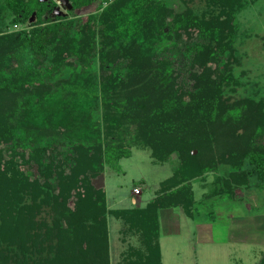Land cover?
Here are the masks:
<instances>
[{"label":"trees","instance_id":"1","mask_svg":"<svg viewBox=\"0 0 264 264\" xmlns=\"http://www.w3.org/2000/svg\"><path fill=\"white\" fill-rule=\"evenodd\" d=\"M69 1V16L49 20L54 0H0V129H10L0 138V264H109L107 214L142 247L118 264H161L158 212L181 207L193 216L191 181L214 173L201 198H232L252 178L264 185L262 102L224 97L238 83L235 16L253 0H203L200 14L164 0H103L85 18L74 11L95 0ZM96 56L103 66L91 79ZM73 58L77 70L55 79ZM128 124L155 162L174 152L180 165L143 206L109 210L90 179L130 156L126 147H102L101 136ZM213 143L228 163L219 172ZM194 144L196 155L181 147Z\"/></svg>","mask_w":264,"mask_h":264},{"label":"rangeland","instance_id":"2","mask_svg":"<svg viewBox=\"0 0 264 264\" xmlns=\"http://www.w3.org/2000/svg\"><path fill=\"white\" fill-rule=\"evenodd\" d=\"M54 1L55 11L46 14L49 20L56 19V16L70 15L68 8L62 2ZM164 1L177 11L190 7L198 14L205 6L203 0ZM69 3L71 4V1ZM105 5V1L95 0L89 5L76 9L74 14L81 18H85L88 14H99ZM235 17L238 25L235 47L239 63L234 64L233 73L238 83L224 87V97H228L229 100L249 97L254 102H262L264 108V0L249 1ZM32 20L34 18L30 21ZM26 24L9 26L4 32L28 28ZM129 46L128 43L123 44L117 53L122 54L121 51L127 50ZM0 48L3 50L5 45H1ZM75 64L76 60L73 58L69 65L56 73L55 79L68 76L76 69ZM102 66V62L96 56L90 70L91 79L99 77ZM183 81L188 86L192 84L189 75H184ZM94 115L95 118H99L100 110ZM6 130L10 131V129ZM7 131L0 129V138L3 142L8 137ZM101 136L102 147L113 144L126 147L131 152L130 156L118 161L117 167L105 163L101 174L90 179L93 186L104 189L105 204L109 210L143 206L156 195L159 182L169 177L180 165V159L174 152L165 161L155 162L151 148L140 142V131L133 124L125 126L121 132L104 131ZM212 145L214 157H218L215 150L219 153L223 148H218L216 143ZM232 145L236 147L238 144L232 141L231 145L227 144V149ZM181 147L184 150L194 148L191 154L195 155L200 151L195 144L188 148L186 145ZM226 150L220 153L225 158L228 156ZM202 152L208 155L207 152ZM222 158H214L216 172L228 168V163ZM243 163L245 164L246 161L243 160ZM31 170L34 176L38 175L35 165ZM205 174L206 180L191 181L195 197L193 216H187L181 207L163 208L158 212L161 264H264L262 261L264 185L261 186L256 178H252L249 188H237L232 198L225 194L201 198L203 190L207 189V182L212 179L214 173L208 171ZM45 218L50 219L47 215ZM107 224L109 264L124 262L126 257L133 258L131 247L142 248L139 237L135 233L122 232L124 231L122 221L111 214H107Z\"/></svg>","mask_w":264,"mask_h":264},{"label":"water","instance_id":"3","mask_svg":"<svg viewBox=\"0 0 264 264\" xmlns=\"http://www.w3.org/2000/svg\"><path fill=\"white\" fill-rule=\"evenodd\" d=\"M60 2H62L68 9L71 8V4L69 3V0H59Z\"/></svg>","mask_w":264,"mask_h":264}]
</instances>
